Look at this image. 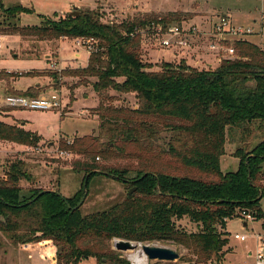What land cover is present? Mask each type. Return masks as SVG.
<instances>
[{"label":"trees","instance_id":"1","mask_svg":"<svg viewBox=\"0 0 264 264\" xmlns=\"http://www.w3.org/2000/svg\"><path fill=\"white\" fill-rule=\"evenodd\" d=\"M0 8H4L2 0ZM184 18L179 11L145 12L110 23L95 8L80 10L79 15L46 17L40 25L8 23V34L51 40L84 36L97 41L87 66L64 74L79 76L80 85L94 86L100 99L95 108L99 132L75 138L65 147L85 156L73 167L90 174L88 185L93 177L106 175L135 189L122 202L83 214L80 207L74 209L82 197L23 188L20 180L26 172L23 162L15 159L0 177V246L6 240L14 244L50 240L56 248V264H79L91 257L96 264H129L121 251L109 245L114 237L172 241L192 250L198 263L222 264L229 243L226 220L241 216L243 210L254 219L264 217V50L244 39L235 42L239 56L223 59L216 69H200L184 59L163 61L159 70L153 69L141 56L140 30ZM31 87L11 89L16 92L10 95L29 96ZM111 90L134 93L138 105L114 104L118 98ZM164 130L170 132L167 146L159 143ZM233 131L243 140L235 152L239 167L224 172L221 158ZM253 139L259 141L253 144ZM0 140L37 146L40 136L0 119ZM118 155L143 163L121 166L98 161ZM166 156L199 174L172 173L151 159ZM185 216L200 230L181 228L176 220Z\"/></svg>","mask_w":264,"mask_h":264},{"label":"rangeland","instance_id":"2","mask_svg":"<svg viewBox=\"0 0 264 264\" xmlns=\"http://www.w3.org/2000/svg\"><path fill=\"white\" fill-rule=\"evenodd\" d=\"M2 3L4 8H0V32L6 36L0 48V119L20 126L24 123L23 127L36 132L40 140L37 146L0 140V177L4 176L11 161L19 159L23 162L22 169L26 172V176L20 180L23 188L34 186L55 189L65 197L75 199L81 198L84 193L82 183L86 171L74 168L73 164L75 160L85 159V156L74 149L67 150L65 146L75 138L98 134L99 121L95 108L98 107L100 99L93 85H80L79 76L64 73L70 69L87 66V49L78 46L76 39L71 37L51 40L21 34L7 35L11 29L8 23L19 26L40 25L44 18L57 19L65 16L74 11L75 6L78 10L99 8L104 21L110 23L129 20L145 12L162 14L179 11L185 17L183 21L200 26L206 25V21L218 14H228L237 25L253 28L251 33L243 34L241 40L246 39L264 50V0H2ZM15 5H20V9H10V6ZM175 22L181 21H173ZM195 40L193 48L185 55L175 54L168 48H160L150 37L144 40L141 38V56L145 62H151L155 70L160 69L163 61L179 63L182 59L200 69H206L204 63L210 61L212 65L208 67L216 69L220 62L207 50V39L197 37ZM96 44L95 40L94 46ZM15 72L23 74L16 75ZM56 78L59 79V84H56ZM29 86H33L29 96L58 93L62 105L53 109H30L6 104V97L16 92L11 89L26 90ZM111 94L117 95L118 98L114 104L135 107L138 105L134 93L123 94L111 90ZM169 134V131L164 130L159 143L167 146ZM102 140L107 139L103 137ZM242 141L234 131L228 135L226 150L221 158V169L224 172L238 169L239 158L235 156V152L242 147ZM251 141L255 144L259 139ZM151 159L155 161V165L172 173L199 174L193 167L180 162L175 164V159L171 156ZM98 161L121 166H139L143 163L140 158L125 155L106 160L101 157ZM130 189L132 188L128 184L113 177L97 175L89 181L86 198L80 206L81 212L87 214L122 202L134 191L129 193ZM262 204L264 208V198ZM176 223L188 232L200 230L199 225L187 216L176 220ZM225 230L229 243L224 247L225 257L222 264H255L256 251L264 244V217L246 219L242 214L237 215L226 220ZM236 233L245 234L247 238H235ZM116 239L123 238L114 237L108 242L113 249ZM41 241L37 244H14L6 240L0 246V264H56L55 246L51 241ZM134 242L141 244L134 250L121 251L129 264H135L130 255L142 250L143 244L168 246L176 249L180 258L184 256V260L179 258L176 261L151 260L147 257V264H203L196 262V255L192 250L172 241ZM79 264H96V259L91 257Z\"/></svg>","mask_w":264,"mask_h":264},{"label":"built area","instance_id":"3","mask_svg":"<svg viewBox=\"0 0 264 264\" xmlns=\"http://www.w3.org/2000/svg\"><path fill=\"white\" fill-rule=\"evenodd\" d=\"M206 22V25L202 24L200 26L197 23L185 21L171 22L166 26L161 23H153L140 30V32L142 40L150 37L155 40L160 48H168L175 54L185 53V55H188L189 50L193 48L195 38L205 37L207 39V50L216 57L218 62H221L223 59H234L236 57L235 42L241 40L243 34L251 33L253 29L250 27L245 28L244 25H237L228 14H218ZM75 39L78 46L86 47L88 54L96 48L94 46L95 39L92 37L81 36ZM3 40L4 35L0 32V47ZM204 64L207 67L212 65L210 61H205ZM5 102L8 106L30 109H53L62 105L58 93L39 97L8 95ZM241 214L246 219H253L252 213L246 210L241 211ZM235 238L245 240L247 236L236 233ZM255 260V264H264V244L258 247Z\"/></svg>","mask_w":264,"mask_h":264},{"label":"water","instance_id":"4","mask_svg":"<svg viewBox=\"0 0 264 264\" xmlns=\"http://www.w3.org/2000/svg\"><path fill=\"white\" fill-rule=\"evenodd\" d=\"M71 15H79L80 10L75 6V10L69 12ZM90 174H87L83 181V190L84 194L78 204L74 207V209L79 208L87 195V186H88V178ZM135 188L130 189L129 193H131ZM141 243L134 242L132 240L127 239H116L114 248L119 251H129L134 250ZM142 250L146 254V256L151 260H163V261H176L180 258V253L171 247L163 246V245H155V244H143Z\"/></svg>","mask_w":264,"mask_h":264},{"label":"bare ground","instance_id":"5","mask_svg":"<svg viewBox=\"0 0 264 264\" xmlns=\"http://www.w3.org/2000/svg\"><path fill=\"white\" fill-rule=\"evenodd\" d=\"M130 256L135 264H147V256L141 249L133 252Z\"/></svg>","mask_w":264,"mask_h":264},{"label":"crops","instance_id":"6","mask_svg":"<svg viewBox=\"0 0 264 264\" xmlns=\"http://www.w3.org/2000/svg\"><path fill=\"white\" fill-rule=\"evenodd\" d=\"M7 35H11V34H7ZM4 36H6V35H4ZM62 38H65V37H62ZM1 47H2V46H1ZM1 47H0V48H1ZM88 55H90V54H88ZM4 121H6V120H4ZM6 122H7V121H6ZM9 123H10V122H9ZM23 126H24V123H23ZM24 127H25V126H24ZM244 224L246 225L247 223L245 222ZM46 241H50V240H45V242H46ZM41 243H44V242L41 241ZM50 243H51V242H50ZM34 244H37V242H34ZM238 264H239V263H238Z\"/></svg>","mask_w":264,"mask_h":264}]
</instances>
